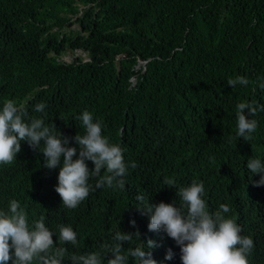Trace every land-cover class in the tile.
Listing matches in <instances>:
<instances>
[{
	"label": "trees",
	"instance_id": "16d2710c",
	"mask_svg": "<svg viewBox=\"0 0 264 264\" xmlns=\"http://www.w3.org/2000/svg\"><path fill=\"white\" fill-rule=\"evenodd\" d=\"M71 21L77 27L67 29ZM77 50L86 59L62 58ZM236 76L250 83L229 86ZM262 82L264 0H0V108L6 99L24 102L29 117L69 138L84 134L76 117L88 110L124 149L125 163L137 164L123 178L125 190L105 186L68 209L54 190L59 168H45L43 154L21 141L16 160L0 165V209L16 199L30 225L43 215L55 246L69 254L97 252L107 264L104 245L114 234L138 230L141 242H154L144 251L156 264H181L179 246L148 230L135 196L179 207L177 190L202 181L208 210L229 205L223 215L253 240L249 264H264V185L255 186L260 174L246 167L250 158L264 162V111L252 117L245 109L257 121L253 139L230 142L236 105H264ZM41 102L44 113L34 110ZM69 146L78 154L71 139ZM61 224L77 233L78 246L59 242ZM140 241L134 237L125 248Z\"/></svg>",
	"mask_w": 264,
	"mask_h": 264
},
{
	"label": "clouds",
	"instance_id": "9594fccd",
	"mask_svg": "<svg viewBox=\"0 0 264 264\" xmlns=\"http://www.w3.org/2000/svg\"><path fill=\"white\" fill-rule=\"evenodd\" d=\"M250 81L243 76L230 78L227 84L247 86ZM264 88V82L260 83ZM46 104L35 105L34 110L44 113ZM254 117L258 111H264V105L241 102L236 105L237 130L230 142L237 138L251 141V135L257 129V121L248 119L244 110ZM85 129L83 135L67 137L59 132L52 123H45L42 117H29L27 105L13 99H6L0 108V165H8L16 160L21 151V141H26L31 149L43 154V166L48 169L59 168L57 185L54 190L68 209H75L90 192L103 187L125 190L124 177L129 167L126 164L124 149L102 133V123L94 120L93 114L82 111L77 117ZM70 139L78 145L69 146ZM61 157H63L61 161ZM74 157H76L74 159ZM86 161L94 167L89 170ZM247 169L252 174H260L255 186L264 185V162L259 158H250ZM103 172V175L101 174ZM95 179V185L89 184ZM164 184L174 188L175 181L165 178ZM205 189L202 181L193 180L188 186L180 187L176 194L181 205L159 202L151 204L144 195H136L140 203L137 210L149 216L148 230L163 232L175 241L180 249L181 264H249L248 256L254 243L250 236L241 235L243 229L235 218H226L231 211L229 205L220 204L219 210L211 213L202 198ZM43 215L31 225L24 207L16 199L8 202L6 209H0V264H64L65 258L71 264H103L100 253L69 254L67 248L56 247L54 233L45 225ZM135 226V221H130ZM59 242L78 246L77 233L70 225H58ZM140 241V233L117 231L111 246L104 245L110 257L107 264H156L151 252L144 248L154 247L149 239L138 246L125 248L133 238ZM173 252L167 250L165 259L171 260Z\"/></svg>",
	"mask_w": 264,
	"mask_h": 264
},
{
	"label": "rangeland",
	"instance_id": "374dc122",
	"mask_svg": "<svg viewBox=\"0 0 264 264\" xmlns=\"http://www.w3.org/2000/svg\"><path fill=\"white\" fill-rule=\"evenodd\" d=\"M75 27H77V25L75 24L74 21H71L70 24L68 25L67 29L75 28ZM77 55H82L84 57L86 56L82 51L77 50L74 52H68L67 54L63 55L62 58L66 61H71Z\"/></svg>",
	"mask_w": 264,
	"mask_h": 264
},
{
	"label": "built area",
	"instance_id": "2783aa9c",
	"mask_svg": "<svg viewBox=\"0 0 264 264\" xmlns=\"http://www.w3.org/2000/svg\"><path fill=\"white\" fill-rule=\"evenodd\" d=\"M85 58V57H84ZM86 59V58H85Z\"/></svg>",
	"mask_w": 264,
	"mask_h": 264
}]
</instances>
